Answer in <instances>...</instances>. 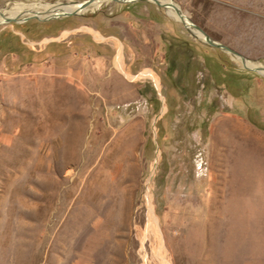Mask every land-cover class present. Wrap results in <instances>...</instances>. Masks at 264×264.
<instances>
[{
  "label": "rangeland",
  "instance_id": "1",
  "mask_svg": "<svg viewBox=\"0 0 264 264\" xmlns=\"http://www.w3.org/2000/svg\"><path fill=\"white\" fill-rule=\"evenodd\" d=\"M100 2L0 22V264H264V0Z\"/></svg>",
  "mask_w": 264,
  "mask_h": 264
},
{
  "label": "bare ground",
  "instance_id": "2",
  "mask_svg": "<svg viewBox=\"0 0 264 264\" xmlns=\"http://www.w3.org/2000/svg\"><path fill=\"white\" fill-rule=\"evenodd\" d=\"M100 1H103V0H91V2L84 5L83 8L80 9V11L85 10L86 8L90 7L91 5L93 7H98L99 4L101 3ZM158 1L160 2V0H158ZM162 1H164L166 3V4H163L160 2L162 4L161 7L163 8V6H164V11L168 17L182 22L192 32L193 35L197 36L200 39H204L205 34L196 30L197 27H195L191 23L189 18L185 17V15L182 13V11H180L178 6L174 2H172V0H162ZM81 3L82 2L56 1V2L51 3V2L37 1L33 4H23V3L18 2V3H14V5L11 7L0 9V22H3V19L5 17H9V18L19 17L20 15L24 14L26 11L28 12L26 14V16L35 15L39 18L52 17L54 15H58V14L65 12V11L78 10ZM14 19H16V18H14ZM16 20H18V19H16ZM19 20L17 22H19ZM92 31L95 34H98L99 36H101V38H103V36L98 31L93 30V29H92ZM200 33H202V35ZM120 49H121V46L119 47L118 51ZM115 59L118 60V53L116 54ZM244 61L247 62L248 60L245 59ZM248 63L250 66H253L250 68H255L254 66H256V64H254V62L249 61ZM256 69L258 70V68H256ZM258 71L260 72V70H258ZM260 73H263V72H260ZM141 74L149 75L150 77H152L158 86V81L155 77H153L152 73H150L149 71H142Z\"/></svg>",
  "mask_w": 264,
  "mask_h": 264
},
{
  "label": "water",
  "instance_id": "3",
  "mask_svg": "<svg viewBox=\"0 0 264 264\" xmlns=\"http://www.w3.org/2000/svg\"><path fill=\"white\" fill-rule=\"evenodd\" d=\"M113 1H116V2H120V3H126V2H130V1H136V0H113ZM145 1H151L153 2L155 5L157 6H162V4L158 1V0H145ZM91 2V0H83L81 5L79 6L78 10H72V11H65V12H62L58 15H54L52 17H47V18H39L35 15H31V16H25L23 18H21L19 20V22H23V21H26L28 20L29 18H36L38 20H45V19H48V18H56V17H59V16H68V15H73V14H77L79 13L80 9L83 8L84 5H86L87 3ZM17 22L18 20L14 19V18H9V17H5L3 19V22ZM197 27V26H195ZM198 28V27H197ZM199 29V28H198ZM200 30V29H199ZM204 41L205 43H207L208 45L212 46V47H216V48H219L221 49L222 51L226 52V53H229V54H232V55H235V56H238L240 58L241 61H244L245 59L240 56L239 54H237L234 50H232L231 48L227 47L226 45L220 43V42H217V41H214L212 39H210L208 36L204 35V39L202 40ZM244 69L246 70H251V71H255V72H258L260 73L256 68H250L249 66H246L244 64L241 65ZM261 74V73H260ZM263 74V73H262Z\"/></svg>",
  "mask_w": 264,
  "mask_h": 264
}]
</instances>
